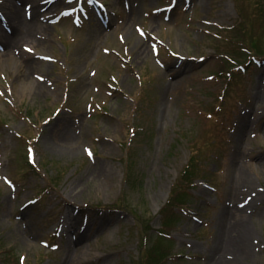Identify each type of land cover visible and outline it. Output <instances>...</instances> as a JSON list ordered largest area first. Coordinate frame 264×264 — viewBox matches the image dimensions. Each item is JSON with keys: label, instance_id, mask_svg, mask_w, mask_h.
<instances>
[{"label": "rangeland", "instance_id": "rangeland-1", "mask_svg": "<svg viewBox=\"0 0 264 264\" xmlns=\"http://www.w3.org/2000/svg\"><path fill=\"white\" fill-rule=\"evenodd\" d=\"M255 3L62 0L39 18L46 45L15 53L36 61L29 80L0 61V264H144L159 231L167 264H264V0ZM0 27L12 31L4 12ZM225 206L250 217L241 245ZM224 239L235 246L220 255Z\"/></svg>", "mask_w": 264, "mask_h": 264}, {"label": "bare ground", "instance_id": "bare-ground-1", "mask_svg": "<svg viewBox=\"0 0 264 264\" xmlns=\"http://www.w3.org/2000/svg\"><path fill=\"white\" fill-rule=\"evenodd\" d=\"M16 1L18 2H14V0H0V7H1L0 12L1 13L4 12L5 16H7L9 23L12 27V31L10 33H7L5 30H3L0 27V38L2 39L4 44V50H3L4 53H0V61L12 60L16 62L18 64L16 68L17 77L21 80L22 79L29 80L30 78L29 71L30 69H32V66L36 64V61L19 62L18 58L15 56V53L17 52V48L22 43L24 45L21 46V49L26 48L25 44L28 43H31L33 46L46 45L44 43L48 41V32L50 31L51 27L49 25L41 24L39 18L43 16L44 19L45 18L51 19L52 17L56 16L58 10L61 9L62 0H16ZM24 1L28 2L25 5L26 8H24L25 12H23L22 10ZM136 13H137L136 11L132 12L133 18H135ZM128 33L130 35L131 30L128 31ZM21 49L20 51H23ZM145 51L146 50L143 51V54ZM141 53L138 54L137 58L141 57L142 55ZM23 55L24 54H22V57ZM172 87H173L172 84L168 85V89ZM43 89L44 88L41 87L42 91ZM244 183L252 185L254 184V180L249 177ZM256 195H257L256 197H258L259 195L258 199L264 197V193L262 194L257 193ZM227 212L228 211L226 210V206L223 207V209H221L220 216L221 218H223V221H225L226 218H230L231 216H233L230 210H229L230 213ZM244 212L245 209H243L239 213V217L237 216L231 217L234 218L235 221L229 222L232 225L231 227V231L233 230L232 233H234V231L235 232L239 231V242H240L239 245H241V243H243L252 232V229L248 222L250 217H248ZM224 223L226 222H223V226H222L223 232L225 231V227H226ZM235 239L237 238L235 237ZM234 246L235 243L233 239H229V241L225 239L221 240L218 243V247H219L218 253L220 255H224L223 254L224 252H227V250L229 249L230 250L233 249ZM77 253H79V251H77ZM233 256L235 258L232 257V259L234 258L235 260H237L238 257L236 256V254H234ZM67 258H68L67 260H69L70 262H73L76 259L75 256H71V255H68ZM227 263L229 264V262L225 258H222L218 263L213 262L212 264H227Z\"/></svg>", "mask_w": 264, "mask_h": 264}, {"label": "trees", "instance_id": "trees-1", "mask_svg": "<svg viewBox=\"0 0 264 264\" xmlns=\"http://www.w3.org/2000/svg\"><path fill=\"white\" fill-rule=\"evenodd\" d=\"M252 1L256 2L255 3V6H257V5L259 7L261 6L260 0H252ZM239 42L240 41H238V43ZM230 43H233V42L230 41ZM242 43H244V42H242ZM237 46H238L237 47L238 49L239 48H242V50H245L246 49L245 50V53H246V51H249L250 53L253 52V51L250 50L249 47L243 48L240 45H237ZM249 52H247V53H249ZM242 53H244V52H242ZM224 54L225 53H223V55ZM229 73H232L231 74V77H232L231 79H233L236 76V74H235L234 71H230ZM190 169H194L193 164H190L189 165V168L185 171L186 172L185 173V177H187V176L189 177V178H187L188 181H192L193 180L192 179V176L195 175V172L192 173L190 171ZM179 188H181V187H179ZM184 199H185V195L182 196L181 198H178L177 200L179 202H184L185 201ZM166 227H168V225H166ZM162 233H163V231H159V234L160 235L159 234L157 235L155 243H150L149 244L150 245V248L148 249L147 254H146V257L144 258V264H167V261L171 257V254L169 253V248H168L169 246L166 245L165 241H169V240L164 235L162 236Z\"/></svg>", "mask_w": 264, "mask_h": 264}, {"label": "snow or ice", "instance_id": "snow-or-ice-1", "mask_svg": "<svg viewBox=\"0 0 264 264\" xmlns=\"http://www.w3.org/2000/svg\"><path fill=\"white\" fill-rule=\"evenodd\" d=\"M89 155H91V153L89 152Z\"/></svg>", "mask_w": 264, "mask_h": 264}]
</instances>
